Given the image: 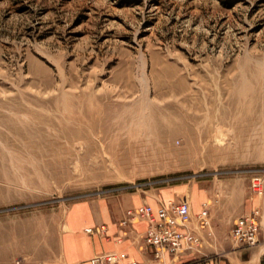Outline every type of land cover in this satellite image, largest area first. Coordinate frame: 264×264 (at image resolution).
I'll return each mask as SVG.
<instances>
[{
    "label": "rangeland",
    "instance_id": "obj_1",
    "mask_svg": "<svg viewBox=\"0 0 264 264\" xmlns=\"http://www.w3.org/2000/svg\"><path fill=\"white\" fill-rule=\"evenodd\" d=\"M230 181L264 195V0H0V264L74 202Z\"/></svg>",
    "mask_w": 264,
    "mask_h": 264
},
{
    "label": "crops",
    "instance_id": "obj_2",
    "mask_svg": "<svg viewBox=\"0 0 264 264\" xmlns=\"http://www.w3.org/2000/svg\"><path fill=\"white\" fill-rule=\"evenodd\" d=\"M230 183L220 196L204 188L199 199L192 202L187 226L199 238L195 249L177 254L164 252L156 257L154 247L143 241L147 220L137 217L124 222L130 208L147 202L155 209L159 201L177 200L180 187L176 185L156 188L150 194L121 192L74 202L68 205L50 240L41 241L23 256L5 264H92L93 257L106 252H114L121 258L102 264H125L130 260L140 264H264V195L262 198L253 195L248 186L238 181ZM204 202L208 207V224L201 226L198 215ZM255 207L261 211L258 244L235 243L230 235L235 219ZM100 226L104 227L101 231L85 230Z\"/></svg>",
    "mask_w": 264,
    "mask_h": 264
},
{
    "label": "built area",
    "instance_id": "obj_3",
    "mask_svg": "<svg viewBox=\"0 0 264 264\" xmlns=\"http://www.w3.org/2000/svg\"><path fill=\"white\" fill-rule=\"evenodd\" d=\"M128 219L144 218L147 220V228L143 235V241L146 245L153 246L155 256L159 257L164 252L172 254L195 249L198 246L199 238L188 229V223L191 220V210L187 201L169 199L161 201L154 209L149 204H141L133 209L126 211ZM207 203L198 215L201 226H206L208 221ZM104 227H89L87 232H96L103 230ZM260 215L258 210H254L247 215L235 219L230 235L232 239L244 246H254L259 242L260 234ZM121 258L114 252H106L97 255L91 259L92 264H102L105 262H115ZM125 264H140L135 260L126 261Z\"/></svg>",
    "mask_w": 264,
    "mask_h": 264
},
{
    "label": "bare ground",
    "instance_id": "obj_4",
    "mask_svg": "<svg viewBox=\"0 0 264 264\" xmlns=\"http://www.w3.org/2000/svg\"><path fill=\"white\" fill-rule=\"evenodd\" d=\"M246 89V87L243 89V85H241L240 86V88H239V92H242L243 90H245ZM169 134V133H168ZM169 136V135H168ZM124 162V161H123ZM120 176V175H119ZM120 178V177H119Z\"/></svg>",
    "mask_w": 264,
    "mask_h": 264
}]
</instances>
